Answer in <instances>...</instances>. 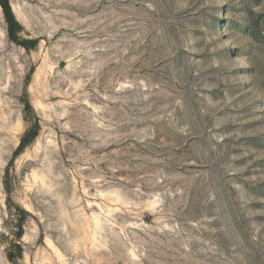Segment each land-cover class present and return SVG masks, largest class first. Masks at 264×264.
I'll list each match as a JSON object with an SVG mask.
<instances>
[{
  "label": "rangeland",
  "instance_id": "1",
  "mask_svg": "<svg viewBox=\"0 0 264 264\" xmlns=\"http://www.w3.org/2000/svg\"><path fill=\"white\" fill-rule=\"evenodd\" d=\"M10 3L0 264H264V0Z\"/></svg>",
  "mask_w": 264,
  "mask_h": 264
},
{
  "label": "trees",
  "instance_id": "2",
  "mask_svg": "<svg viewBox=\"0 0 264 264\" xmlns=\"http://www.w3.org/2000/svg\"><path fill=\"white\" fill-rule=\"evenodd\" d=\"M0 6L2 8L5 21L7 23V27H8L7 31H8L9 39L19 45H22L26 49H30L31 48L30 42L24 41L19 37L23 28L21 24L18 22V20L16 19V16L11 7L10 0H0ZM31 44L35 46L37 42L34 41V42H31ZM30 109L31 107L30 105H28V110ZM38 133H39V123L37 120V122L34 123L32 127L23 136L21 144L15 153V157L21 155L25 151V149L34 142V140L38 136ZM5 185H6V188H5L6 192L10 193L11 190L9 188V184H5ZM18 227H19V232L16 234V238L21 239L24 235L23 220L21 223H19ZM17 247L19 249V253L21 254L22 253L21 247L20 246H17ZM9 258L11 259V257Z\"/></svg>",
  "mask_w": 264,
  "mask_h": 264
}]
</instances>
